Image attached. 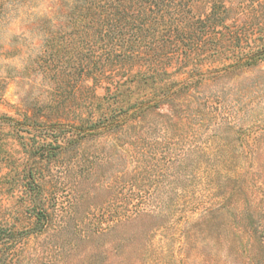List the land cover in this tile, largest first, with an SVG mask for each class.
I'll return each mask as SVG.
<instances>
[{
    "label": "rangeland",
    "instance_id": "rangeland-1",
    "mask_svg": "<svg viewBox=\"0 0 264 264\" xmlns=\"http://www.w3.org/2000/svg\"><path fill=\"white\" fill-rule=\"evenodd\" d=\"M78 3L0 0V225L11 230L30 224L23 177L31 168L49 174L31 148L33 135L42 136L36 125L88 114L78 107L90 96L78 89L80 78L91 93L105 92L87 68L97 56L81 48L102 52L101 29L74 34L73 25L90 21L63 18L65 6ZM62 38L72 45L61 46ZM56 50L61 59L53 62ZM212 69L195 81L200 95L189 104L185 128L169 132L153 118L156 129L142 123L138 131L108 133L56 161L51 183L59 185L48 194L56 218L18 246L17 264H264V62L225 74ZM25 115L31 135L2 119ZM110 181L119 188L79 199ZM107 201L114 212L142 214L106 232L109 225L95 222L93 213Z\"/></svg>",
    "mask_w": 264,
    "mask_h": 264
},
{
    "label": "trees",
    "instance_id": "trees-1",
    "mask_svg": "<svg viewBox=\"0 0 264 264\" xmlns=\"http://www.w3.org/2000/svg\"><path fill=\"white\" fill-rule=\"evenodd\" d=\"M60 10L55 8L53 14ZM63 18L90 21L81 28L73 25L70 31L74 34H93L92 30L99 34L97 30L101 29L100 37L106 41L99 44L102 52L91 51L89 45L81 44V48L89 56H97V67L90 62L87 68H94L90 70L92 78L97 86L104 85L105 92L101 97L91 93L80 78L82 88L78 89H85L90 96H84L89 101L78 107L88 110V114L76 111L69 119L58 116L36 125L42 136L33 135L31 148L45 162L49 174L40 176L38 169L31 168L23 177L30 224L20 231L0 225V264H17L18 246L52 228L57 214L48 194L56 192L59 183H51V174L56 161L66 152L76 151L82 142L108 133L138 131L144 128L142 123L156 129L153 118L162 120L169 132L185 128L191 120L189 104L200 95L195 81L205 75L202 69L211 67L225 74L264 62V1L260 0H80L76 6H65ZM72 41L62 38L59 44L68 48ZM50 58L53 62L61 59L57 50ZM81 64L85 68L82 61ZM179 76L183 79H177ZM53 105L52 100L49 110L55 108ZM2 119L11 128L30 134L32 124L26 115L22 121ZM21 137L27 148V138ZM114 186L117 187L113 181L97 184L84 190L79 199L83 203L93 200L99 191L111 192ZM111 204L107 201L93 213L95 222L106 221L109 225L106 232L133 224L142 214L139 209L131 213L127 208L124 213L114 212Z\"/></svg>",
    "mask_w": 264,
    "mask_h": 264
}]
</instances>
